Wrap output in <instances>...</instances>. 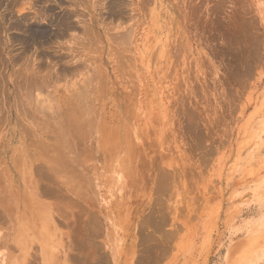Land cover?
Here are the masks:
<instances>
[{"label": "rangeland", "instance_id": "374dc122", "mask_svg": "<svg viewBox=\"0 0 264 264\" xmlns=\"http://www.w3.org/2000/svg\"><path fill=\"white\" fill-rule=\"evenodd\" d=\"M0 264H264V0H0Z\"/></svg>", "mask_w": 264, "mask_h": 264}, {"label": "bare ground", "instance_id": "6f19581e", "mask_svg": "<svg viewBox=\"0 0 264 264\" xmlns=\"http://www.w3.org/2000/svg\"><path fill=\"white\" fill-rule=\"evenodd\" d=\"M108 139H109V137H108ZM114 141V140H113ZM113 143V142H112Z\"/></svg>", "mask_w": 264, "mask_h": 264}]
</instances>
